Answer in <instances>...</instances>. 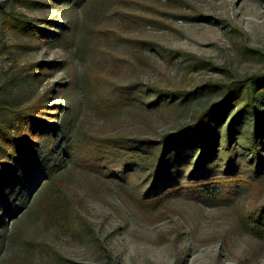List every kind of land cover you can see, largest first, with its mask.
<instances>
[{
    "label": "rangeland",
    "instance_id": "obj_1",
    "mask_svg": "<svg viewBox=\"0 0 264 264\" xmlns=\"http://www.w3.org/2000/svg\"><path fill=\"white\" fill-rule=\"evenodd\" d=\"M260 76L264 0H0V95L44 111L0 264H264L255 121L161 162L222 101L208 85Z\"/></svg>",
    "mask_w": 264,
    "mask_h": 264
},
{
    "label": "trees",
    "instance_id": "obj_2",
    "mask_svg": "<svg viewBox=\"0 0 264 264\" xmlns=\"http://www.w3.org/2000/svg\"><path fill=\"white\" fill-rule=\"evenodd\" d=\"M11 21L14 29L25 34L33 32L32 28H30L32 25L26 22L23 17L17 15L12 17ZM41 33L43 32L40 31ZM29 74L31 77L34 76V78L36 76V72L31 71ZM18 81H21L20 78ZM207 88H209V93L219 89L222 90V101L209 110L197 115L190 126L172 135L174 138L171 137V139L165 141L166 145L161 152L162 165L165 164L164 160L177 164V157L187 154L191 149L196 151L202 143L201 139L204 137L209 138L207 140L210 141V144L213 142L216 145V139L219 135L222 138L226 133L227 135L224 138H227V136L237 129L239 124L242 126L247 122L253 123V121L255 122L252 125L254 127V134H252L253 144L251 146L253 147V151L258 154V159L261 163L262 155H260V149L262 150L263 144L260 138L264 130V114L260 117L257 109L259 102L264 106V76L252 77L245 82H234L230 85L210 84ZM204 91L205 88H200L196 92H192V95H180L178 97L179 101L176 104L180 106L189 103L191 100L189 96L195 97ZM260 97L263 98V101L260 100ZM39 114L44 115V111L41 112V109L36 111L33 107L30 109L20 108L14 97L0 95V204L6 200L1 205L0 212L4 211L6 213L8 208H16L14 206L17 201L16 195H22V190H26V186L23 185L22 190H19L20 186L17 181L13 182L20 175L21 169L25 168L23 166L24 163L28 162V160L24 162L23 159H31L29 154H25V144L28 141V137H31L34 132H39L37 130L40 125L36 124L39 120ZM223 128H225V132L222 130ZM168 141H170V144L174 142V148H171ZM33 143L31 141L30 145H33ZM210 148L214 154L216 149H213L211 145ZM207 173L210 174L211 171L209 170ZM206 177V182H211L212 180L218 182L214 178L211 181H207L208 176ZM2 191H5L4 195H2ZM6 215L0 216V224Z\"/></svg>",
    "mask_w": 264,
    "mask_h": 264
}]
</instances>
